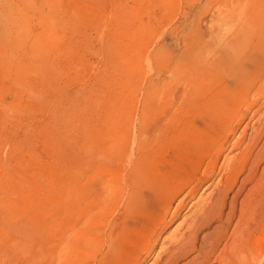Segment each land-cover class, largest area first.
Here are the masks:
<instances>
[{
    "label": "bare ground",
    "instance_id": "obj_1",
    "mask_svg": "<svg viewBox=\"0 0 264 264\" xmlns=\"http://www.w3.org/2000/svg\"><path fill=\"white\" fill-rule=\"evenodd\" d=\"M184 4L178 38L141 39L135 66L118 52L130 131L63 139L47 206L21 229L26 264H144L186 208L152 264H263L264 0Z\"/></svg>",
    "mask_w": 264,
    "mask_h": 264
},
{
    "label": "rangeland",
    "instance_id": "obj_2",
    "mask_svg": "<svg viewBox=\"0 0 264 264\" xmlns=\"http://www.w3.org/2000/svg\"><path fill=\"white\" fill-rule=\"evenodd\" d=\"M158 1L0 0V264L27 263L21 229L46 205L42 192L62 164L63 139L130 131L118 52L130 54L135 66L141 39L150 47L169 33L178 38L187 27L184 0H173L167 18ZM263 101L256 102L263 107L256 119L264 116ZM194 210L186 208L167 226L144 264L180 238L185 229L175 232L177 225L185 219L186 228ZM261 230L264 264L262 219Z\"/></svg>",
    "mask_w": 264,
    "mask_h": 264
}]
</instances>
